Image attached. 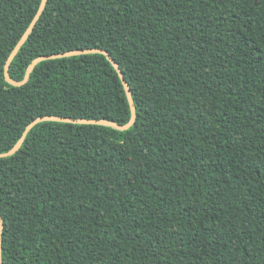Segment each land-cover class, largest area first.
Wrapping results in <instances>:
<instances>
[{"label":"trees","instance_id":"16d2710c","mask_svg":"<svg viewBox=\"0 0 264 264\" xmlns=\"http://www.w3.org/2000/svg\"><path fill=\"white\" fill-rule=\"evenodd\" d=\"M40 3L0 0V154L131 117L102 54L6 82ZM92 48L135 121L0 158L2 264H264V0H47L8 74Z\"/></svg>","mask_w":264,"mask_h":264},{"label":"water","instance_id":"95a60500","mask_svg":"<svg viewBox=\"0 0 264 264\" xmlns=\"http://www.w3.org/2000/svg\"><path fill=\"white\" fill-rule=\"evenodd\" d=\"M46 2H47V0H41V3L39 5L38 11H37L34 19L32 20L31 24L29 25V27L25 31L24 35L21 37V39L16 44L15 48L13 49V51L11 52V54L8 57V59L5 63V66H4V77H5L6 82H8L9 84L14 85V86H21V85L25 84L27 82V80L29 79L30 73L32 72L34 67L37 65V63H39L40 61L46 60V59H58V58H65V57L79 56V55H86V54H96V53L102 54V55L106 56L108 58V60L113 64L114 68L116 69V71H117V73H118V75L122 81V84H123V87H124V90H125V93L127 96V100L129 103L131 117H130L129 122L123 126L117 125L115 123L105 121V120L71 119V118H59V117H54V116H45V117L37 118L33 122H31L29 125L26 126L25 130L22 133V136L19 138L16 145L10 151H8L4 154H0V158L9 157V156L13 155L14 153H16L20 149V147L22 146V143L25 139V136L29 132V130L34 125H36L40 122L54 121V122L74 123V124L102 125V126H110L112 128L123 131V130H127L130 126H132V124L134 123L135 118H136V109L134 107L131 92H130V89H129L127 82L125 81V79L123 77L121 69L119 68L118 64L113 61L111 56L106 51L101 50V49L92 48V49H85V50H74V51H68V52H64V53L53 54V55L46 56V57H43V56L38 57V58L34 59L32 61V63L29 65V67L27 68L25 78L23 81L16 82V81H13L9 77V74H8L9 65L12 62V60L14 59V57L16 56V54L19 51V49L21 48V46L24 44V42L28 38L32 29L34 28L36 22L38 21L39 17L41 16V14L44 10ZM2 230H3V221H2L1 216H0V264H2V261H1V244H2L1 235H2Z\"/></svg>","mask_w":264,"mask_h":264}]
</instances>
